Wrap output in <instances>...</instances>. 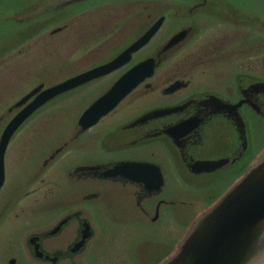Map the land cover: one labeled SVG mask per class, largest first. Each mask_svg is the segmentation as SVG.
<instances>
[{
	"label": "flooded vegetation",
	"instance_id": "1",
	"mask_svg": "<svg viewBox=\"0 0 264 264\" xmlns=\"http://www.w3.org/2000/svg\"><path fill=\"white\" fill-rule=\"evenodd\" d=\"M40 1L9 17L20 21L66 5L72 9L63 19L38 22L39 27L21 40L57 24L49 32L53 46L58 34L66 41L61 43L72 45L98 39L93 53L102 40L113 45L104 60L68 77L118 56L158 25L128 61L68 91L74 96L95 80L116 75L100 96L138 63L146 61L152 68L94 125L82 129L79 119L98 96L72 116L73 126L62 143L53 146L54 141L48 155L45 147L38 150L34 178L45 184L48 198L43 199L55 214L49 227L19 235L8 262L89 264L85 250L96 234L90 216L115 196L130 211L126 218L117 217L118 222L161 223L165 228V237L155 240L149 231H142L146 236L134 246L130 264H163L186 236L180 230L185 205L200 196L197 185L185 190L187 180L248 168L264 153V16L236 6L233 0H123L126 4L46 0L43 6ZM38 84L46 87L42 81ZM0 98L4 103L6 94L0 93ZM18 109L9 106L7 111ZM6 158L5 153L4 165ZM62 158L67 162V194H60L59 169L54 165ZM115 164L117 175L105 176L103 172ZM13 201H1L0 217ZM172 222L174 228L169 230ZM151 240L155 247L147 248L145 243ZM82 253V259H76Z\"/></svg>",
	"mask_w": 264,
	"mask_h": 264
},
{
	"label": "rangeland",
	"instance_id": "2",
	"mask_svg": "<svg viewBox=\"0 0 264 264\" xmlns=\"http://www.w3.org/2000/svg\"><path fill=\"white\" fill-rule=\"evenodd\" d=\"M46 2V0L40 1L42 6ZM233 2L236 6L251 9L264 16V0H233ZM117 4H126V2L117 0ZM32 5L34 0H0V93L6 94L4 103H1L0 98V116L5 115L4 119L0 120V133L6 121L16 112L13 110L9 113L7 108L33 86L40 81L48 86L93 66L104 60L105 52L113 47L102 40L93 53L90 50H93L92 48L99 42L98 39L85 45L75 42L72 45V42L61 43L66 42L62 38L63 34L56 36L58 44L53 46L49 32L57 24L21 40L39 27L38 22L63 19L72 9V6L66 5L36 16H24L20 18L21 22L9 17L10 14L15 15L31 9ZM100 16L101 13L98 14L97 19H100ZM115 76H111L110 79L106 76L95 80L85 88L76 90L74 96L72 94L74 92H66L58 96L53 103H48L36 111L12 136L6 150V179L0 195V205L3 200L14 201L9 206V211L0 217V264H9L8 257L11 254L9 250L16 252L12 246L20 234L24 231L40 230L46 224L47 227L52 225L50 220L55 212L50 208L51 203L43 199L48 198L46 186L40 183L39 179L34 178L33 170L40 163L38 150L45 147L47 150L44 151H47L48 155L52 151L50 148L54 141L53 146L60 140L62 143L73 126L72 116L102 93L109 80H114ZM263 156L264 153L258 155L254 161H258ZM54 165L59 169L58 179L62 184L60 194H67L70 189L65 176L67 162L62 158L57 163L55 161ZM245 171V167H235L226 173L217 172L199 180H187L185 190L188 191L197 185L196 187L201 188L198 197L201 198H193L192 203L185 205L184 219L180 224L181 232L186 233L209 203L224 195ZM186 177H189L187 172ZM205 194H210L211 197H204ZM122 206L124 204L112 196L108 203L95 213V216H90L96 234L90 239L85 250L86 258L90 260L89 264H130L132 257L130 253L137 242L146 236L142 231H149L152 236L150 238L154 240L165 237L163 233L165 228L161 223L139 225L130 221L118 222L117 217L126 218L130 214L129 207L124 209ZM173 224V222L169 224V230L174 228ZM175 229L174 231L177 232L178 226ZM154 240L146 242V247H155ZM82 255L83 253L76 256V259H82ZM261 264H264V261Z\"/></svg>",
	"mask_w": 264,
	"mask_h": 264
},
{
	"label": "water",
	"instance_id": "3",
	"mask_svg": "<svg viewBox=\"0 0 264 264\" xmlns=\"http://www.w3.org/2000/svg\"><path fill=\"white\" fill-rule=\"evenodd\" d=\"M155 28H151L112 60L49 87L42 88L43 84H40L12 106L18 107L34 95L9 120L1 133L0 187L5 176L4 154L7 145L24 120L53 97L106 74L128 61L131 53L149 39ZM148 69L152 68L146 61L135 65L94 100L80 116L79 124L82 129L95 124L101 116L117 105L141 79L150 73L147 72ZM103 174L116 176L117 164L106 169ZM58 228L53 229L51 233L56 232ZM263 261L264 158L253 165L216 203L196 219L178 251L163 264H261ZM13 262L14 260H10V264Z\"/></svg>",
	"mask_w": 264,
	"mask_h": 264
}]
</instances>
